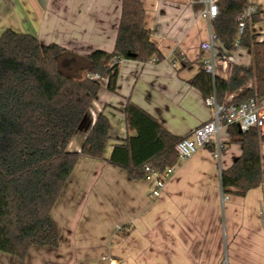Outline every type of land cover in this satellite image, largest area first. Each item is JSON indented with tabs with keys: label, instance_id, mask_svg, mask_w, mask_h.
Listing matches in <instances>:
<instances>
[{
	"label": "crops",
	"instance_id": "1",
	"mask_svg": "<svg viewBox=\"0 0 264 264\" xmlns=\"http://www.w3.org/2000/svg\"><path fill=\"white\" fill-rule=\"evenodd\" d=\"M144 27L163 58L155 63L122 60L117 92L101 89L68 149L80 151L98 115L112 125L103 159L81 156L56 200L52 219L57 246H32L25 258L0 250V264H264V188L245 196L226 194L221 172L242 154L232 131L223 127L214 143L200 147L178 166L159 196L153 182L132 179L109 162L114 145L128 135L124 108L131 100L175 135L205 123L211 107L192 84L211 54L202 49L209 29L191 0H141ZM261 20L251 25L254 40L264 39V0H255ZM122 0H0V34L29 33L83 55L113 51ZM220 49L224 44L218 40ZM237 63L249 68L251 51L240 47ZM81 129V128H80ZM79 131V130H78ZM264 167V142L261 145Z\"/></svg>",
	"mask_w": 264,
	"mask_h": 264
},
{
	"label": "trees",
	"instance_id": "2",
	"mask_svg": "<svg viewBox=\"0 0 264 264\" xmlns=\"http://www.w3.org/2000/svg\"><path fill=\"white\" fill-rule=\"evenodd\" d=\"M248 0H219L214 31L230 50L251 51L249 68L235 63L229 79L202 69L193 79L205 98L240 104L264 99V39L254 40L251 24L239 32V17ZM141 0H122V15L114 50L83 55L57 43H42L37 36L6 29L0 34V250L25 258L32 246H57L58 235L51 211L81 156L103 159L112 139V125L101 112L80 151L68 146L82 127L101 89L117 92L122 60L148 62L163 58L144 27ZM127 127L136 134L120 139L109 162L125 169L132 179H144L177 162V144L187 137L175 135L153 115L132 102L124 108ZM242 154L221 172L226 194L245 196L263 186L258 127L239 131L227 125Z\"/></svg>",
	"mask_w": 264,
	"mask_h": 264
},
{
	"label": "built area",
	"instance_id": "3",
	"mask_svg": "<svg viewBox=\"0 0 264 264\" xmlns=\"http://www.w3.org/2000/svg\"><path fill=\"white\" fill-rule=\"evenodd\" d=\"M191 2L199 6L200 16L206 20L209 29V40L201 45L202 49L211 54L210 58L205 60L204 69L213 76L226 79L228 68L235 62L236 51L240 48L239 40L236 41L233 50L225 46L220 49L216 44L218 39L214 25L219 12V0H191ZM257 12L255 0H248L246 8L239 17L240 33L244 31L247 23L251 22ZM158 61L156 57H153L148 62ZM206 103L211 107V116L177 144V162L162 172H153L147 175L146 179L153 182L152 195L159 196L167 180L176 172L178 166L194 155L200 147L210 146L214 143L213 153L216 157H220L224 145L221 141H215V138L223 127L237 123L242 131L258 127L264 133V99L251 98L240 104H232L229 103V100L219 102L213 95L206 98ZM262 221L264 223V206L262 207ZM109 264H113L112 261Z\"/></svg>",
	"mask_w": 264,
	"mask_h": 264
},
{
	"label": "rangeland",
	"instance_id": "4",
	"mask_svg": "<svg viewBox=\"0 0 264 264\" xmlns=\"http://www.w3.org/2000/svg\"><path fill=\"white\" fill-rule=\"evenodd\" d=\"M253 24V23H252ZM251 24V25H252ZM86 129V124L82 125L81 129H79L78 133L77 134H82V132L84 133V130Z\"/></svg>",
	"mask_w": 264,
	"mask_h": 264
},
{
	"label": "water",
	"instance_id": "5",
	"mask_svg": "<svg viewBox=\"0 0 264 264\" xmlns=\"http://www.w3.org/2000/svg\"><path fill=\"white\" fill-rule=\"evenodd\" d=\"M238 127H239V131L241 132V131H242V129L240 128V125H238Z\"/></svg>",
	"mask_w": 264,
	"mask_h": 264
}]
</instances>
